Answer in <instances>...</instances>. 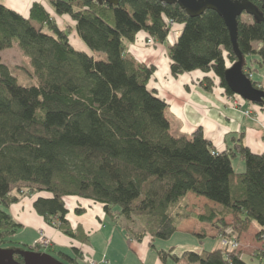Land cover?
<instances>
[{
	"label": "trees",
	"instance_id": "1",
	"mask_svg": "<svg viewBox=\"0 0 264 264\" xmlns=\"http://www.w3.org/2000/svg\"><path fill=\"white\" fill-rule=\"evenodd\" d=\"M44 1L35 0L27 15L0 2V52L16 41L30 61L26 72L36 81L22 85L0 56V246L21 226L5 208L28 190L38 194L36 212L51 225L59 222L72 238L81 230L68 225V196L102 204L116 224L125 223L129 238L148 237L163 262L247 264L229 246L178 254L155 244L171 239L188 219L213 225L228 241L234 236L239 241L255 222L257 237L264 240V153L252 151L242 135L234 136L227 150L207 140L201 127L174 135L168 103L151 87L155 65L127 49L139 33L165 42L173 21L182 30L168 48L171 73L212 72L206 75L208 87L216 77L226 94L235 96L225 72L238 58L223 18L214 10L191 17L178 4L160 0ZM249 1L259 17L239 18L246 73L256 65L264 69L263 2ZM61 16L71 18L70 29L84 50L59 25ZM251 79L264 90V80ZM247 103L264 110V101ZM235 157L243 159V172L234 170ZM191 193L217 206L193 205ZM84 211L76 208L77 214ZM228 217L234 219L231 226ZM75 253L64 254L65 264H83L82 248ZM15 259L24 260L19 253Z\"/></svg>",
	"mask_w": 264,
	"mask_h": 264
},
{
	"label": "crops",
	"instance_id": "2",
	"mask_svg": "<svg viewBox=\"0 0 264 264\" xmlns=\"http://www.w3.org/2000/svg\"><path fill=\"white\" fill-rule=\"evenodd\" d=\"M34 1L0 0L1 3L24 15L28 14ZM174 29V32L172 31V35L170 38L168 37L165 43L171 42L172 44V42H175L182 26L175 25ZM146 40L145 33H139L135 41L127 42V49L137 60L155 65L156 69L151 87L156 89L158 95L165 98L168 103L167 117L170 121L171 132L174 135H191L197 128L201 127L205 138L219 150L232 148V138L242 135L244 144L250 147L252 151L264 153V126L259 122V120L264 121V110L245 102V100L243 102L242 98L227 95L216 77L213 78V84L209 88L206 75L208 73L209 77L214 76L212 72L194 70L174 76L170 69L169 54L166 53L171 44L168 47L164 43L163 46L143 48ZM79 47V49H85L84 44L81 42H79ZM163 53L166 54L167 58ZM247 110H251L253 118L245 115ZM233 167L236 171L234 164ZM244 170L245 164L236 172L239 173ZM188 199L191 204L198 207L205 204L212 207L217 206L192 193L188 195ZM34 201L30 198L20 199L5 208L21 226L12 235L11 245L4 248L28 250L29 247L35 244L39 232L42 231L53 242L52 247L48 249L50 254H55L56 258L63 262L65 261L64 254L76 257L75 248L81 247L84 253L82 260H94L99 264H189L186 260L175 262L168 259L163 262L156 251L150 247L148 237H145L136 245L137 240L126 236L129 239V246L134 248V252L119 250L122 247H118V245L123 244L124 240L119 237L117 227L104 226L103 228L100 225L105 219L102 213L97 215L99 221L95 217L96 221L94 219L95 222L93 223L84 218L88 209L92 208V203L84 206L85 211L81 215L75 214L72 218L67 216L68 225L77 231L81 230L77 238H72L63 229L53 227L43 216L39 215L34 208ZM100 211H103V209ZM193 224V228L190 229L189 226ZM123 225L125 226L124 222ZM179 230L187 236L198 235L205 239L200 240V244L195 245L196 248L186 247V245L177 243L175 240H169V242L157 240L155 244L165 249L174 248V252L178 254L187 249L200 251L222 246L219 240L220 236L211 224L188 219L181 224ZM251 231H254V235H251ZM258 231L259 226L255 222H251L249 227L240 233L242 244L239 253L247 264H264V240L257 237ZM207 238L215 240V243L211 244V248H208L206 244ZM117 252L119 255H117Z\"/></svg>",
	"mask_w": 264,
	"mask_h": 264
},
{
	"label": "water",
	"instance_id": "3",
	"mask_svg": "<svg viewBox=\"0 0 264 264\" xmlns=\"http://www.w3.org/2000/svg\"><path fill=\"white\" fill-rule=\"evenodd\" d=\"M99 4L118 5L119 0H88ZM166 4H178L189 16L198 17L207 10L216 11L224 20L231 38L233 50L238 58L225 72L228 88L235 95L250 103H262L264 90L256 87L252 79L244 71V56L238 44L239 18L244 14L259 17L258 9L249 0H160ZM263 8H264V0ZM262 20H264L262 18ZM23 256V262L15 259V254ZM0 264H65L48 252H38L32 249H14L0 247Z\"/></svg>",
	"mask_w": 264,
	"mask_h": 264
},
{
	"label": "rangeland",
	"instance_id": "4",
	"mask_svg": "<svg viewBox=\"0 0 264 264\" xmlns=\"http://www.w3.org/2000/svg\"><path fill=\"white\" fill-rule=\"evenodd\" d=\"M40 1H44V0H40ZM45 4H46V6H48V9H50L49 5H47V3H45ZM56 20H57V22L59 23L60 26H62V27H65L66 26L65 28H67V30L70 31V40L75 44L76 47L80 48L79 47V42H81L82 44H84V43L77 37V35L75 34L74 30L73 29H70L71 26H74V23L71 20V18L68 17V16H61L59 19L56 18ZM171 26H172V31H173V29L175 28V24H171ZM172 31L170 33V36L174 32V31L173 32ZM170 36H169V38H170ZM164 43L165 42H160V41H157L156 39L153 38V43L152 44H148L147 41H146L143 48H149V47H152L153 48V47H156L157 45L163 46ZM169 44H171V42L170 43H165L164 45L166 47H168ZM166 53L168 55V50H167ZM163 55L165 56V58H167L165 53H163ZM0 56H1L2 61L4 63H6L7 65H9L13 69V73L18 77L19 82L22 85L30 86V85L36 84V81L34 79H32L28 75V73L26 72L27 69H30V61H29V58L18 47L16 41L14 42V45L12 47L7 48V49L1 51L0 52ZM101 58L102 59H106V55L103 54L101 56ZM256 67H258V69H255V67L253 68V69H255V71H248L247 70V73L245 72L248 75L251 74V77L250 78H253V80L255 82L261 81L263 79V75H264V69L261 66H259V65H256ZM247 111H249L250 114L249 115H246L245 114V115L248 116V117L253 118V115H252L251 110H247ZM259 122H260L261 125L264 126V121H260L259 120ZM263 126H261V127H263ZM241 160H243V159L240 158V157H235L233 159V164L235 166L236 171L240 170L241 167L244 166V162L241 161ZM28 192L29 191L26 190L25 195H23V196L20 197L21 200L22 199H28V198H30L31 200H35V198L38 196L37 193H33V194H30L29 195ZM45 195L48 196L49 194H45ZM65 202H66V207L68 209L67 216L68 217H71V218H72L73 215L77 214L76 213V208H81V207L84 208V206H86L87 204L91 203L87 199L77 198V197H74V196H68V197H66L65 198ZM200 208H202V206H200ZM102 209H103L102 204L95 203V204L92 205V208L88 209L87 213H85L86 215H84V218L85 219L87 218L89 221H91L93 223V222L96 221L95 217L97 218V215L99 213H102L104 215L105 219H104V222L103 223H100V225L103 228H104V226L117 227V231L120 234L119 237L120 238L122 237L123 240H124L123 241V244L118 245V247H122L119 250H122L123 249L122 251L126 250L127 252H132L133 253L134 252V248L132 246L131 247L129 246V243H128L129 239L126 238V236H128V235L126 233L127 231H126L125 226L123 224H116L112 220V218L110 216L106 215L103 211H100ZM77 215H81V214H77ZM94 219H95V221H94ZM97 220L99 221L98 218H97ZM233 221H234L233 218L228 217L227 223L230 226H231V224H232ZM52 225H53V227H56L58 229H61L59 222H57L55 224H52ZM193 226H194V224L191 225V226H189L190 229H192ZM41 233H43V232L40 231L39 232V236H40ZM251 235H254V231H251ZM202 239H205V238L199 237L198 235H188L187 236L184 232H182L181 230H179L178 232H176V234L174 235V237L172 239H169V240H175V242L184 244V245H186V247H190V248L194 247V248H196L197 246H195V245H199L200 244L199 242ZM169 240L168 241H164V242H169ZM219 240H220L222 246H229V247H231V244H230L231 241H228L227 239H222V238H220ZM224 240H227V242L225 243ZM213 243H215V240H212L210 238H207L206 244H207L208 248H211L212 247L211 244H213ZM135 244L136 245L139 244V241H136ZM241 244L242 243L239 240V247L237 249H235L236 252H239V250L241 249ZM9 245H11V242L10 243H6V244H2L0 247H7ZM38 246H40V245H38ZM40 247L42 249H44L45 252H49L48 249H50L52 246H50L49 248H46L44 246L42 247V245H41ZM123 254H125V253H123ZM52 255L55 256V254H53V253H52ZM117 255H119L118 252H117ZM184 262H186V261H184ZM120 264H122V263H120Z\"/></svg>",
	"mask_w": 264,
	"mask_h": 264
},
{
	"label": "built area",
	"instance_id": "5",
	"mask_svg": "<svg viewBox=\"0 0 264 264\" xmlns=\"http://www.w3.org/2000/svg\"><path fill=\"white\" fill-rule=\"evenodd\" d=\"M171 24H173V21H171ZM148 44H152L153 43V39H147L146 40ZM249 77H251V74L248 75ZM238 97V95H235ZM231 99V97H229ZM241 98V97H240ZM246 115H249L250 112L246 111L245 112ZM231 241V248L232 249H237L239 247V241H237L236 236H234V238ZM224 242L226 243L227 240H224ZM53 242L50 238H48L45 234L41 233L40 236L38 237V239L35 242V245L33 246H38V245H42V247H46L49 248L50 246H52ZM83 264H99L97 261L94 260H82Z\"/></svg>",
	"mask_w": 264,
	"mask_h": 264
}]
</instances>
